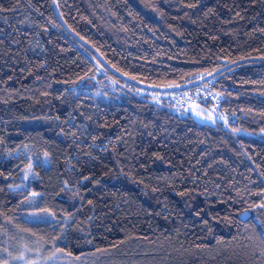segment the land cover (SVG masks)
<instances>
[{
	"label": "trees",
	"instance_id": "1",
	"mask_svg": "<svg viewBox=\"0 0 264 264\" xmlns=\"http://www.w3.org/2000/svg\"><path fill=\"white\" fill-rule=\"evenodd\" d=\"M56 4L149 86L264 58V0ZM199 90L211 124L104 70L52 0H0V252L21 228L74 256L133 242L138 264H264V62L181 92Z\"/></svg>",
	"mask_w": 264,
	"mask_h": 264
},
{
	"label": "rangeland",
	"instance_id": "2",
	"mask_svg": "<svg viewBox=\"0 0 264 264\" xmlns=\"http://www.w3.org/2000/svg\"><path fill=\"white\" fill-rule=\"evenodd\" d=\"M197 107L196 104L191 105L192 117L199 123H213L212 115L207 110ZM25 174L27 178L33 175L29 165L23 170L24 179H26ZM28 217L38 218L39 216L29 214ZM40 240L27 229H13L5 240V248L0 252V264H138L136 259L128 256L129 252L132 254L137 249L138 244L133 242L126 243L117 249L74 256L65 254Z\"/></svg>",
	"mask_w": 264,
	"mask_h": 264
},
{
	"label": "water",
	"instance_id": "3",
	"mask_svg": "<svg viewBox=\"0 0 264 264\" xmlns=\"http://www.w3.org/2000/svg\"><path fill=\"white\" fill-rule=\"evenodd\" d=\"M52 9L54 12V15L59 23V25L61 26V28L64 30V32L72 39L74 40V42H76L78 45H80L82 48H84L86 51H88L93 58L100 64V66L106 70L108 73H110L112 76H114L115 78H117L118 80H121L137 89L140 90H144V91H149L152 93H161V94H165V93H172V92H178V91H185L191 88H194L196 86H199L201 84H203L204 82L211 80L213 77L217 76L218 74L229 70L235 66L238 65H242V64H246V63H251V62H264V58H248V59H243V60H239L237 62L231 63L229 65L223 66L222 68L216 70L215 72L212 73L211 76H204L201 77L197 80H194L192 82H189L187 84L184 85H180V86H176V87H154V86H149L146 84H142L140 82H137L135 80H132L128 77L122 76L119 73H117L116 71H114L112 68H110L105 62L104 60L100 57V55L90 46L88 45L86 42H84L83 40H81L80 38H78L76 35H74L65 25V23L63 22L58 9H57V4H56V0H52Z\"/></svg>",
	"mask_w": 264,
	"mask_h": 264
},
{
	"label": "built area",
	"instance_id": "4",
	"mask_svg": "<svg viewBox=\"0 0 264 264\" xmlns=\"http://www.w3.org/2000/svg\"><path fill=\"white\" fill-rule=\"evenodd\" d=\"M204 92V90H199L195 93L172 92L168 95V104L174 109L190 108L198 98L203 99L206 97V93Z\"/></svg>",
	"mask_w": 264,
	"mask_h": 264
},
{
	"label": "snow or ice",
	"instance_id": "5",
	"mask_svg": "<svg viewBox=\"0 0 264 264\" xmlns=\"http://www.w3.org/2000/svg\"><path fill=\"white\" fill-rule=\"evenodd\" d=\"M191 6H194V5H190V7ZM213 71H215V69H213ZM205 75H207V76H211L212 75V73H205ZM45 155H47V154H45ZM31 167V164H29V168ZM25 178L27 179V174H25ZM33 195H36L35 193L33 194ZM262 207H264V205H262ZM262 254H264V253H262Z\"/></svg>",
	"mask_w": 264,
	"mask_h": 264
}]
</instances>
